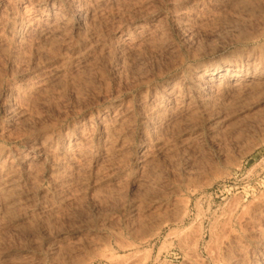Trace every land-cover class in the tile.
I'll return each mask as SVG.
<instances>
[{
	"label": "rangeland",
	"instance_id": "obj_1",
	"mask_svg": "<svg viewBox=\"0 0 264 264\" xmlns=\"http://www.w3.org/2000/svg\"><path fill=\"white\" fill-rule=\"evenodd\" d=\"M53 1L0 0V46L5 48L0 50V139H13L7 148L14 150L15 179L23 184L17 192L22 195L16 196L19 206L12 213L0 212V264H66L105 252L104 244L115 246V234H128L144 220L152 225V234L165 229L145 242L139 257L151 255L160 264H198L180 247V235L186 232L191 246L200 235L204 238L200 262L218 264L222 254L229 264H250L252 259L264 264V75L232 101L216 92L221 90L215 89L214 97L200 86L201 92L189 94L201 99L189 101L193 115L185 111L168 118L171 124L165 119L150 128L144 117L150 90L164 89L171 77H188L197 66L234 61L247 71L249 60L256 59V66L264 68V0H90L91 22L76 31L71 20L67 42L59 40L53 55L39 44L38 26L19 31L17 48L24 47L18 54L7 46L21 17L40 18ZM137 29L140 34L129 46L122 36ZM44 72L50 78L36 87L43 95L36 89L28 92V80L35 82ZM149 77L150 85H139ZM19 89L28 95H16ZM9 94L19 99L12 101ZM221 95L228 97L219 99ZM103 113L113 122L109 137L99 128ZM58 132L89 143L91 154L60 167L42 158L35 171L39 184H27L19 160L29 153L34 161L36 143ZM195 181L198 193L188 190ZM187 210L184 223L175 224ZM233 214L236 229L228 223Z\"/></svg>",
	"mask_w": 264,
	"mask_h": 264
},
{
	"label": "bare ground",
	"instance_id": "obj_2",
	"mask_svg": "<svg viewBox=\"0 0 264 264\" xmlns=\"http://www.w3.org/2000/svg\"><path fill=\"white\" fill-rule=\"evenodd\" d=\"M107 1V0H105ZM104 1V2H105ZM89 2L90 0H54L52 4L49 5V8L48 10H45L43 12V16L40 18L39 17H33L32 19H28V20H25V19H22V17L20 18L21 20L19 22H17L14 26V34L12 36V38L8 41L9 45H7L4 41V44H6L7 46H9L10 48H15V51L20 49V46L22 47V44L19 46V48H17V37L19 36V31L20 30H23L26 28V31L28 28H33V27H36L38 26V28L40 29L38 31L39 33V44L42 45V48L45 50L46 54L49 52L52 54L55 52V49L57 47V43L59 42V40L61 41V39H63V45L65 44V37L67 36V29H69L68 25L74 20V22H76L75 24V28L72 29V30H76V31H81L83 27L86 28V26L89 24V20H91L92 16L90 17V14L89 13V8H90V5H89ZM91 9V8H90ZM46 11H48L46 13ZM92 12V11H91ZM41 13V12H40ZM46 13V14H45ZM38 15H41L39 14L38 12ZM37 15V16H38ZM36 16V15H34ZM24 18V17H23ZM31 18V17H30ZM72 20V21H71ZM18 21V20H17ZM73 24V23H72ZM68 27V28H67ZM264 27V26H263ZM88 28V27H87ZM141 29H143V26H141ZM32 30V29H31ZM84 30V29H83ZM144 30V29H143ZM142 30V31H143ZM260 30V29H259ZM25 31V30H24ZM136 33H129L128 34H124L125 36H122L124 38V40L128 41V45L130 44V42H133L136 40V37L135 36H139L140 34V31L137 29L135 30ZM139 31V32H138ZM258 31V30H257ZM29 32V31H28ZM37 32V31H36ZM145 32V31H144ZM259 33V32H258ZM21 34V33H20ZM142 34V33H141ZM144 34V33H143ZM142 34V35H143ZM36 35V34H35ZM140 35V36H142ZM144 35H147L146 33ZM260 35V34H259ZM248 36H250V34H248ZM254 36H256L254 34ZM37 37V36H36ZM35 37V38H36ZM122 37H120V39H122ZM148 37V36H146ZM69 38V37H68ZM20 39V38H19ZM26 39V38H25ZM119 39V40H120ZM148 39V38H146ZM8 40V39H7ZM24 40V39H22ZM28 41H30L29 39H27ZM26 40V41H27ZM37 40V39H36ZM35 40V41H36ZM35 41L33 43H35ZM38 41V40H37ZM150 41V40H149ZM151 41H152V38H151ZM2 42V41H1ZM67 42V41H66ZM69 42H70V39H69ZM120 42H122L120 40ZM136 42V41H135ZM134 42V44H135ZM25 43V42H24ZM28 43V42H27ZM60 43V42H59ZM79 43V42H78ZM124 44V41L122 42ZM30 44V42H29ZM62 44V43H61ZM67 44V43H66ZM3 45V43H2ZM19 45V43H18ZM132 45V44H131ZM34 46V45H33ZM62 46V45H61ZM68 46H69V43H68ZM68 46L66 47H63L64 49L68 48ZM126 46H127V43H126ZM130 46V45H129ZM0 50L4 48V45L3 46H0ZM24 47V46H23ZM22 47V48H23ZM37 47V46H36ZM257 47V46H256ZM34 48V47H33ZM39 49V47H37ZM262 48V47H261ZM5 49V48H4ZM36 49V48H35ZM264 49V48H263ZM14 50V49H13ZM23 54H24V51L23 49H21ZM41 50V48L39 49ZM62 50V48H61ZM60 49L58 51H61ZM69 50V49H68ZM66 50V51H68ZM130 50V53L132 54L133 53V50L131 52V49ZM252 50V49H251ZM259 50V49H258ZM3 51V50H2ZM20 51V50H19ZM36 51V50H35ZM57 51V50H56ZM125 51V50H124ZM136 51V50H135ZM192 51V50H191ZM254 51V50H253ZM1 52V51H0ZM9 52V50H8ZM21 52V51H20ZM40 52V51H39ZM43 51H41L42 53ZM64 52V51H63ZM63 52H58L59 56H61L63 54ZM201 52V51H200ZM204 52V51H203ZM3 53V52H2ZM17 53V51H16ZM15 53V54H16ZM65 53V52H64ZM129 53V54H130ZM138 53V51H137ZM191 53V52H190ZM195 53V52H194ZM13 53V55H15ZM18 54V53H17ZM36 54H39V53H36ZM130 54V55H131ZM134 54V53H133ZM132 56H134L135 54ZM139 54V53H138ZM137 54V55H138ZM200 54V53H199ZM242 54V53H241ZM252 54V53H251ZM263 54V53H262ZM50 55V54H49ZM53 55V54H52ZM57 55V56H58ZM17 55H15L16 57ZM19 56V55H18ZM41 56V54H40ZM44 56V55H43ZM55 56V55H54ZM193 56V54L191 55ZM260 56V55H259ZM21 57V55L19 56V58ZM47 57V56H46ZM52 57V56H51ZM263 57V56H262ZM9 58V56H8ZM12 58V57H11ZM10 58V59H11ZM14 58V57H13ZM22 58V57H21ZM45 58V57H44ZM49 58V57H48ZM223 58V57H222ZM23 60L25 58H22ZM27 59V58H26ZM8 60V59H7ZM14 60V59H12ZM181 60V59H180ZM226 60V59H225ZM229 60V59H228ZM227 60V61H228ZM256 60V59H254ZM254 60H249L250 64H249V68H247V71H243V69L241 70L239 67H237V65H235L236 63H233L229 62L230 64H227V63H221L218 65L215 63V64H211V65H206V66H202V67H198V69L196 70H192V71H189V75H187L188 77L186 76H182L181 74L178 75L179 77L177 78H170L166 83H165V86H164V89L162 90H158V89H154V90H150L149 91V96L146 98V107H145V121L147 124H149L150 126V123L152 124V126L156 123H162L161 121H166V120H169V124H171V121L170 119H174L175 117H180V116H183V113L186 111L189 110L188 112V117H189V114H192L193 115V112H192V105H190L189 101L193 98H196L198 99L196 96L194 97L193 96H189V94L192 92V91H199L198 88L200 86H204L206 87V89H211L212 91V94L211 96L215 94V91L216 90H221V91H216V92H224L226 93L227 95H229V100L232 101L231 98H235L237 95H241V92L244 90V89H247L249 87L252 88V86L254 84L257 83V80H258V77L259 74L260 76H263L264 75V68L261 66H256V62L257 61H254ZM27 61V60H25ZM183 61V60H182ZM181 61V62H182ZM232 61V59H231ZM14 62V61H13ZM12 62V63H13ZM19 62V61H18ZM189 62V61H188ZM224 62V61H223ZM23 63V62H22ZM19 64H21L19 62ZM179 64V62H178ZM181 64V63H180ZM176 64L177 68L180 66ZM200 64V63H199ZM203 64V63H202ZM264 64V63H262ZM12 65V64H11ZM216 65V66H214ZM244 65V64H243ZM259 65V64H258ZM201 66V65H200ZM174 68V66H172ZM171 67V68H172ZM187 67V66H186ZM244 67V66H243ZM169 68V69H171ZM172 68V69H173ZM196 68V67H195ZM192 69V68H191ZM246 70V69H245ZM183 71V70H182ZM52 72V71H51ZM167 72V71H166ZM164 72V73H166ZM45 73V72H44ZM50 73V72H49ZM48 72L45 73L46 75H40L37 79L39 80H35V82L31 83V79L28 80V82L26 83L27 84V88L26 90L28 92H33L36 87L39 86V84L43 85L44 83L47 82V79L50 78V74ZM56 73V72H55ZM40 74V73H39ZM158 74V73H157ZM50 75V76H49ZM57 75H59L58 73L56 74V77ZM185 75V74H184ZM43 76H46L45 78ZM37 77V75H36ZM43 77V78H41ZM61 77V76H59ZM262 78V77H261ZM260 78V79H261ZM56 80V79H54ZM57 80H58V77H57ZM31 81V82H29ZM49 81V80H48ZM3 82V81H2ZM0 82V83H2ZM7 82V81H6ZM50 82V81H49ZM138 82V81H137ZM152 82V79H150V77L148 79H141L140 80V84L141 86H145V85H150ZM28 83L31 85H28ZM54 83V82H53ZM52 83V84H53ZM50 84V83H49ZM10 85V84H9ZM136 85V84H135ZM258 85V84H257ZM7 86H8V83H7ZM31 86V87H30ZM48 86V84H47ZM51 86V85H50ZM152 86V85H151ZM149 86V87H151ZM29 87V88H28ZM153 87V86H152ZM15 88V87H14ZM13 88V89H14ZM18 88V87H17ZM22 88V87H21ZM40 88V87H39ZM50 88V87H49ZM203 88V87H202ZM11 89V88H9ZM152 89V88H151ZM216 89V90H215ZM16 90V89H15ZM23 90V89H22ZM39 91V89H36ZM47 90V89H46ZM49 90V89H48ZM201 90V89H200ZM261 90V89H260ZM25 91V89H24ZM254 91V90H253ZM15 92V91H14ZM28 92H22L20 91V89L15 92L16 95L20 96V95H28ZM40 92V91H39ZM38 94L42 92H40ZM46 92V91H45ZM201 92V91H199ZM198 92V93H199ZM203 92H206V91H203ZM202 92V93H203ZM252 92V90H251ZM258 92V91H257ZM24 93V94H22ZM34 93V92H33ZM37 93V92H36ZM44 93V92H43ZM48 93V92H46ZM50 93V91H49ZM244 93V92H243ZM260 93V92H259ZM13 94V92H12ZM35 94V93H34ZM193 94V93H192ZM210 94V93H209ZM208 94V95H209ZM219 95V93H217ZM250 94V93H249ZM254 94V93H253ZM258 94V93H257ZM202 95V94H201ZM224 95V94H223ZM223 95L221 96H217L218 98L219 97H222ZM242 95H245V94H242ZM252 95V94H250ZM36 96V95H35ZM205 96V95H203ZM211 96L209 97L211 99ZM225 96V95H224ZM246 96V95H245ZM256 96V95H254ZM258 96V95H257ZM12 97H14L13 95L10 96L9 94V98L12 99ZM29 97V96H28ZM32 97V96H30ZM39 97V96H38ZM215 97V96H214ZM228 97V96H227ZM226 97V98H227ZM243 97V96H242ZM250 97V96H249ZM34 98V97H33ZM204 98H208L207 97H203L202 100H204ZM224 97H222L221 99H223ZM224 98V100L226 99ZM239 98V97H238ZM246 98V97H245ZM19 99V98H17ZM17 99L13 98V100H16ZM29 99V98H28ZM200 99V98H199ZM214 99V98H213ZM216 99V98H215ZM220 99V98H219ZM218 99V100H219ZM244 99V98H243ZM248 99V98H247ZM246 99V100H247ZM26 100V99H25ZM30 100H32V98H30ZM201 100V99H200ZM209 100V99H208ZM216 99V101H218ZM224 100H221V101H224ZM249 100V99H248ZM27 101V100H26ZM212 101V100H210ZM220 101V100H219ZM218 101V102H219ZM239 101H240V98H239ZM245 101V99H244ZM243 101V102H244ZM5 102V101H4ZM11 102V101H9ZM201 103V101H199ZM235 102V100H234ZM232 102V103H234ZM203 103V102H202ZM207 103V102H206ZM210 103V102H209ZM227 103V102H226ZM239 103V102H238ZM241 103V101H240ZM6 104V103H5ZM13 104V103H12ZM15 104V102H14ZM13 104V105H14ZM18 104V103H17ZM230 104V102H229ZM11 105V103H10ZM9 105V106H10ZM202 105V104H200ZM205 106V105H204ZM207 106V105H206ZM235 106V105H234ZM11 107V106H10ZM17 107V106H14V108ZM229 107V105H228ZM13 108V109H14ZM18 108V107H17ZM194 108V107H193ZM202 108L203 105H202ZM20 110V108H18ZM187 109V110H186ZM17 112V111H16ZM144 112V111H143ZM195 112V110H194ZM24 113V112H23ZM14 114V113H13ZM19 114V113H18ZM196 114V113H195ZM194 114V115H195ZM103 116H101V120H100V130L102 132V134L104 136H107L108 137L110 136L109 133H112L113 132V127L111 128V119L109 117V115L107 114H102ZM115 115V114H114ZM113 115V116H114ZM120 116V114H118ZM118 117V116H116ZM115 117V119H116ZM172 117V118H171ZM187 117V118H188ZM191 117V115H190ZM124 117H122L121 115V118L120 120L116 119L117 122L121 121ZM170 118V119H168ZM114 119V118H113ZM112 119V120H113ZM166 119V120H165ZM178 119V118H177ZM191 119V118H190ZM195 118H193L192 120H194ZM187 120V119H186ZM191 120V121H192ZM116 122V121H115ZM114 122V123H115ZM194 122V121H193ZM113 123V122H112ZM145 123V124H146ZM189 123V122H188ZM118 124V123H117ZM161 124V125H162ZM168 124V123H166ZM115 125V124H114ZM113 125V126H114ZM77 126V125H75ZM116 126V125H115ZM159 126V125H158ZM81 127V126H80ZM155 127V126H154ZM56 128V127H55ZM75 128V127H74ZM77 128V127H76ZM116 128V127H114ZM151 128V126H150ZM43 129V128H42ZM54 129V128H53ZM78 129V128H77ZM77 129H74V130H77ZM78 131V130H77ZM52 132V131H51ZM47 133V131H46ZM57 133V131H56ZM60 133V132H58ZM6 134V133H5ZM42 134V133H41ZM45 134V133H44ZM54 134V132H53ZM63 134V133H62ZM61 133L60 134H56V135H52L47 138L44 142H40V143H36V147L34 146L33 149L34 151L36 152H33L35 153V156L36 158H33V160H31V158L29 159V153L25 154V157H22L21 160H19V163L22 162L24 164V168H25V174L24 176L26 177L24 179V181L28 184L29 182H34L36 184H39V177L36 175V174H39V172H35L38 168L37 166H39V162L42 158H46V161L44 162H52L54 164V166L56 167H60L61 164L64 163V166L65 165H68L70 164L69 162H72V164L74 165V162L75 160L74 159H78L79 157H85L87 156L91 151H89V143H84L83 139L80 141L78 138H71L69 137L70 136V133L69 134H66V135H62ZM2 135V134H1ZM4 135V134H3ZM40 135V133H39ZM43 135V134H42ZM49 135V134H47ZM13 136V135H12ZM4 137H6L4 135ZM9 137V135H8ZM11 137V136H10ZM9 137V138H10ZM1 138V137H0ZM7 138V137H6ZM8 138V139H9ZM13 140V139H12ZM11 139L7 140L5 138L3 139H0V212H11V210L14 208L15 209V206H19L18 201L17 202V197L19 195H22V194H18L17 195V192L19 189H21V187H19L20 184L22 183H19L18 181H21L22 180H17L15 179V176H16V173L17 171H15L13 168L14 164L16 163V157L13 153V151L10 149V148H7V144L8 143H11L12 142ZM16 140V139H15ZM42 140V139H40ZM39 141V140H38ZM83 141V142H82ZM3 142V143H2ZM32 148V147H31ZM91 154V153H90ZM89 156V155H88ZM20 157V156H18ZM17 157V158H18ZM31 157V156H30ZM37 162H36V161ZM21 163V164H22ZM44 164V163H43ZM51 164V163H50ZM71 164V165H72ZM76 164V163H75ZM52 165V164H51ZM49 167V165H48ZM37 168V169H36ZM64 168V167H62ZM61 168V169H62ZM50 169V168H49ZM53 170V168H51ZM58 169V168H57ZM40 170V169H38ZM45 170V169H44ZM62 170H65L62 169ZM213 171V169H210ZM215 170V169H214ZM55 171V169L53 170ZM209 171V170H208ZM216 171V170H215ZM56 172V171H55ZM59 171H57L58 173ZM64 172V171H63ZM207 172V171H205ZM54 173V172H53ZM52 173V178L54 180H58V175L54 176V174ZM212 173V172H211ZM210 173V174H211ZM208 174V173H207ZM61 174H59L60 176ZM205 175V174H204ZM63 176V175H62ZM23 177V176H22ZM206 177V176H205ZM203 177V179L205 178ZM208 177V175H207ZM61 178V177H60ZM201 178V177H200ZM217 178V177H216ZM195 179V178H194ZM199 179V177L197 178ZM211 179V178H209ZM31 180V181H30ZM191 180V179H190ZM196 180V179H195ZM200 180V179H199ZM208 180V179H206ZM201 181V180H200ZM205 181V179H204ZM210 181V180H209ZM208 181V182H209ZM59 183V182H58ZM202 183V181H201ZM204 183V182H203ZM208 184V183H206ZM25 185V184H24ZM189 185V184H188ZM188 185H187V188H188ZM202 185V184H201ZM21 186V185H20ZM23 186V184H22ZM26 186V185H25ZM29 187V185H27ZM31 186V185H30ZM33 186H35L33 184ZM40 186V185H39ZM38 187V186H37ZM24 189V188H23ZM193 189V193H196L199 189H200V186L197 185V182L195 181V183H191L189 185V191ZM22 192V191H21ZM192 192V191H191ZM20 193V192H19ZM24 193V192H23ZM198 193V192H197ZM17 196V197H16ZM10 199L12 201H10ZM188 199V198H187ZM21 200V199H20ZM191 201V200H190ZM187 203V202H186ZM190 205V204H189ZM189 205H188V208H189ZM16 206V207H17ZM17 209V208H16ZM185 211V209H183ZM12 213V212H11ZM188 210L186 212L183 213L182 217L181 218H178L177 220H175V218L173 220L174 223H184L185 221V218L187 217L188 215ZM3 215V214H2ZM178 215V214H177ZM181 216V215H180ZM246 216V215H245ZM178 217V216H177ZM176 217V218H177ZM6 218V217H5ZM172 218V217H170ZM189 218V217H188ZM200 218V217H199ZM235 214H233V216H231L230 220L228 223L231 224L232 227H236L234 225L235 223ZM238 218V217H237ZM164 219V218H163ZM162 219V220H163ZM168 219V218H166ZM201 219V218H200ZM242 220V219H241ZM241 220L239 221L241 224ZM147 221V220H146ZM167 221V220H166ZM162 222V221H161ZM164 222V221H163ZM203 222V221H202ZM166 224L164 225H169L171 222H165ZM175 223V224H176ZM186 223V222H185ZM161 224V223H160ZM201 224V223H200ZM229 224V225H230ZM238 224V223H237ZM155 225V223H154ZM149 226H152L150 225L149 223H145V220H144V223H142L141 226H139V228L137 227L136 229H133L132 231H129L128 234H124L122 232L121 233H117L115 235H117L116 239L117 241H115V246L112 244V242L108 243L110 244L108 246V244H104L103 247H105L104 251L105 252H100V251H96V252H91L89 253L87 256L85 257H78L76 259H73L71 260V262L69 263H66V264H98L99 263V259L101 260H105L107 261L108 263L110 264H154V263H158L159 262V259L157 258V260H153L152 259V256L148 255V257H145V258H142V257H139L138 255H141V252H140V249L142 248V246H144L145 242H149V240L151 239H156V237H159L162 233V230L165 229V227L163 228V226L158 230L159 233H150L149 231ZM159 226V224L157 225ZM203 226V225H202ZM230 226V228H231ZM238 226V225H237ZM241 226V225H240ZM121 229V228H120ZM151 229V227H150ZM154 229V228H152ZM156 229V228H155ZM158 229V228H157ZM203 229V228H202ZM201 229V230H202ZM236 229V228H235ZM240 229V228H239ZM149 230V231H148ZM185 230V229H184ZM188 230V229H187ZM116 231V230H114ZM149 233H148V232ZM154 232H156L155 230H153ZM151 231V232H153ZM177 231V230H176ZM179 231V230H178ZM213 231V230H212ZM234 231V230H232ZM238 231V230H236ZM241 231V230H240ZM239 231V233H240ZM171 232V231H170ZM169 232V233H170ZM175 230L173 231V234H171L172 236L173 235H176V232ZM214 232V231H213ZM113 233V232H112ZM215 233V232H214ZM235 233V232H234ZM237 233V232H236ZM235 233V234H236ZM239 233L238 236H239ZM124 234V235H123ZM241 234V233H240ZM170 235V236H171ZM212 235V234H211ZM232 235V234H231ZM111 236V235H110ZM179 236V234H178ZM189 236V233L187 234L186 232L183 234L180 235V238H179V242H180V247L182 248V251H185L187 254H189V256H191V258L193 257L194 260H198V264L199 263H202L204 262V259L202 262L199 261L200 259V255L198 253V249L200 248V245L202 242H204V238L202 235L199 236V238L195 241L194 239L192 240L195 241V243L192 244V246L190 245V242L189 240L187 239ZM213 236V235H212ZM215 236V235H214ZM230 236V235H229ZM238 236L236 238H238ZM112 237V236H111ZM168 237V236H167ZM190 237V236H189ZM198 237V236H197ZM241 237V236H240ZM114 238V237H113ZM229 238V237H228ZM232 238V237H231ZM110 239V238H109ZM127 239V240H125ZM110 241V240H109ZM228 241V240H227ZM108 242V241H107ZM147 242V243H148ZM105 243V242H104ZM229 243V241H228ZM102 245V244H101ZM153 246V245H152ZM100 247V246H99ZM155 247V246H154ZM150 248V247H149ZM102 249V246L101 248ZM180 249V248H179ZM149 250V249H147ZM93 251V250H92ZM221 251V250H220ZM137 252H140V254H137ZM144 253V252H142ZM221 253V252H220ZM255 253V252H254ZM253 253V255H254ZM124 254V255H123ZM151 254V253H150ZM185 254V253H184ZM201 254V253H200ZM218 254V253H217ZM252 254V253H251ZM219 255V254H218ZM217 255V256H218ZM225 255V254H224ZM249 255V254H248ZM144 256V255H143ZM212 256V255H210ZM252 256V255H251ZM227 257V256H226ZM249 257V256H248ZM216 258V257H215ZM222 254H220L215 260L217 261L218 264H227L228 261H226V259L222 260ZM251 258V257H250ZM193 259H190L189 257V260H193ZM202 259V258H201ZM200 259V260H201ZM188 259L184 260L185 262L187 261ZM206 261V260H205ZM231 261V260H230ZM229 261V263H230ZM102 262V261H101ZM232 262V261H231ZM243 262V261H242ZM250 262V261H249ZM248 262V263H249ZM166 263V262H165ZM191 263V262H190ZM195 263H197V261H195ZM206 263V262H204ZM228 263V264H229ZM246 263V262H244ZM106 264V263H105ZM160 264V263H158ZM185 264V263H183ZM189 264V263H188ZM193 264V263H192ZM207 264V263H206ZM209 264V263H208ZM232 264V263H231ZM241 264V263H240ZM243 264V263H242ZM250 264H263V262H261L260 260H257V259H252L251 263Z\"/></svg>",
	"mask_w": 264,
	"mask_h": 264
}]
</instances>
